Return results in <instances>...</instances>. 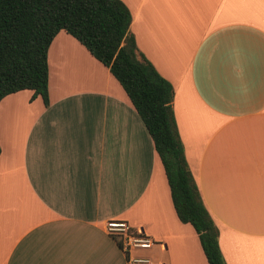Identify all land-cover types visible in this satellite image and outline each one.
<instances>
[{
  "label": "crops",
  "instance_id": "0c3cea01",
  "mask_svg": "<svg viewBox=\"0 0 264 264\" xmlns=\"http://www.w3.org/2000/svg\"><path fill=\"white\" fill-rule=\"evenodd\" d=\"M120 1L137 59L172 87L184 159L224 264H264V0ZM46 63L47 105L27 91L35 116L1 122L10 129L0 138V264L151 257L124 254L105 232L110 221L152 241L160 257L150 264H206L200 246V257L185 250L196 234L177 220L152 142L108 70L63 31Z\"/></svg>",
  "mask_w": 264,
  "mask_h": 264
},
{
  "label": "trees",
  "instance_id": "16d2710c",
  "mask_svg": "<svg viewBox=\"0 0 264 264\" xmlns=\"http://www.w3.org/2000/svg\"><path fill=\"white\" fill-rule=\"evenodd\" d=\"M130 20L120 0H0V100L26 90L46 106L47 48L60 31L72 37L132 105L162 166L176 218L196 234L206 264H224L217 229L184 159L172 87L142 56L137 59Z\"/></svg>",
  "mask_w": 264,
  "mask_h": 264
},
{
  "label": "rangeland",
  "instance_id": "374dc122",
  "mask_svg": "<svg viewBox=\"0 0 264 264\" xmlns=\"http://www.w3.org/2000/svg\"><path fill=\"white\" fill-rule=\"evenodd\" d=\"M24 92H22L23 94H20L18 96L11 97L12 99L9 102L14 101V103L11 105V109L8 110L7 109V106H5L7 104V101L2 104V107H0V124H1V126H0V138L2 140H3V137L7 135V132L10 129L8 127V124H4L6 121H8V120H19V119H23V120H27L28 119L29 120L30 118H32L36 114V112H34L32 109L30 110L29 107L25 108V106L23 105V102L21 101V98L25 94H28L29 93L27 91H24ZM2 121L4 123H1ZM16 129L18 130V133L22 130L21 127L20 128H16ZM2 145H3V143H2ZM193 238L194 237H192V236H191V238L190 237L187 238L188 239L187 241H189V242L188 243H185L186 248L185 247L184 248H185V250L188 253L195 254L194 253V248L197 247V255L200 257V255H199V244L197 242V239H193ZM177 241H180V240H177ZM168 243L170 245L169 257L171 255V257L173 258L174 257L173 256L174 255L173 254V244H172L173 242L168 241ZM195 250H196V248H195ZM145 251L146 252L148 251L149 254L151 252V257L144 256L143 254H140V253H138V255L131 256V257L145 258V259H148L149 258L152 263H154L155 260L160 257V255L157 254L155 248H152L151 250H144V252ZM131 252H142V251L141 250H133ZM131 252H130V254H131ZM166 261H167V259H166Z\"/></svg>",
  "mask_w": 264,
  "mask_h": 264
},
{
  "label": "built area",
  "instance_id": "2783aa9c",
  "mask_svg": "<svg viewBox=\"0 0 264 264\" xmlns=\"http://www.w3.org/2000/svg\"><path fill=\"white\" fill-rule=\"evenodd\" d=\"M104 229L108 235L118 238L119 249L124 254H129L133 250H147L153 245L152 241L143 237L139 230L130 228L124 222H106ZM127 264H150V261L145 258L129 257Z\"/></svg>",
  "mask_w": 264,
  "mask_h": 264
}]
</instances>
